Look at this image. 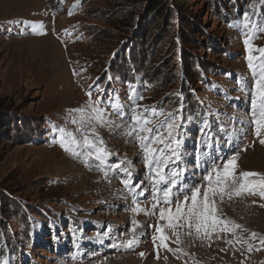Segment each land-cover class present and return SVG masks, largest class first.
Wrapping results in <instances>:
<instances>
[{"label":"rangeland","instance_id":"obj_1","mask_svg":"<svg viewBox=\"0 0 264 264\" xmlns=\"http://www.w3.org/2000/svg\"><path fill=\"white\" fill-rule=\"evenodd\" d=\"M151 1L0 0V96L7 98L0 114V264H264L258 194L216 197L219 218L241 226L235 236L219 231L197 239L194 229L169 234L164 226L161 246L156 226L166 225L159 210L168 207L169 185L154 187L136 135H127L140 114L164 137L161 122L178 125L180 143L172 148L180 158L164 169L180 173L173 209L191 189L203 191L204 177L233 155L237 174L264 175L244 43L264 49V0H161L157 13ZM34 25L42 27L34 32ZM251 55L259 71L264 55ZM90 105L110 121L89 125L110 153L105 164L58 142L61 128L82 140L73 110L90 115ZM168 144L152 147L171 155ZM137 206L143 211H133ZM149 250L150 257L138 258Z\"/></svg>","mask_w":264,"mask_h":264},{"label":"snow or ice","instance_id":"obj_2","mask_svg":"<svg viewBox=\"0 0 264 264\" xmlns=\"http://www.w3.org/2000/svg\"><path fill=\"white\" fill-rule=\"evenodd\" d=\"M71 14V10H70ZM247 17V14H245ZM40 25H34L33 31H37ZM244 43L249 45L247 57L249 61V68L252 71L253 77L255 79V88L252 93V116L253 123L255 125V136L259 138L261 145H264V64L259 65V71H257V65L253 63L257 58L251 55L252 51H259L264 55V49H252L249 40H245ZM258 77V78H257ZM90 95V93H89ZM99 104V101L96 102ZM113 109H119L120 105L118 103H112ZM92 107V114L85 115L84 109H75L73 111L78 112L80 115L72 120V123L78 125L76 132L80 133L82 140H78L76 135L72 132H66L64 129H59L61 138L59 139L60 146L64 148L65 151L70 152L74 156H85L86 158L95 159L99 161L100 164H105L110 153L102 145L104 141L99 138L98 134L95 132L94 128H90L89 125L93 120L96 123L101 124V126L110 123L104 118L103 110ZM147 111V110H146ZM155 114V113H154ZM133 127L127 132V135H136V139L139 141L140 147L144 152L145 163L149 167V172L154 181V187L160 183L167 182V186L163 190V201L166 208H160L159 218L166 222V225H157L156 232L159 234V240L161 246L167 247L165 241L167 237L163 234V227L167 226L175 230L178 227L186 226L188 229H194L197 239H211L214 232H231L235 236V229L240 228L238 224H234L231 221H226L217 215L219 209L217 208L216 197L219 196L222 201L224 196L227 195L229 199L233 195L240 196L244 193L250 195H259L264 199V175L256 172L241 171L237 174L236 169L238 167V155H233L226 161H223L222 169L220 167H214L205 177L207 184L203 187L201 191L200 187L191 189V196H184L183 201H178L175 204V208L171 207L173 192L172 189L176 187L177 180L180 173L171 172L165 175V167L174 162L173 158L178 160L180 158L179 153L176 149L172 148V144L179 146L180 141L173 136L174 130L178 127L174 122L163 121L161 124H167V137H164L163 133H159V129H153L146 127L148 124L152 123L151 120L145 119L142 114L133 116ZM156 133L154 135H143L140 133ZM92 137H95L93 139ZM166 139L171 140V144L167 147L171 152V155H166L163 149L152 147L153 144H164ZM84 148V152L76 151L77 148ZM91 149V151H87ZM158 154V155H157ZM87 162V159L85 160ZM155 165V167H153ZM119 168L120 165L114 166ZM130 176L131 173H128ZM169 176L172 177L169 179ZM123 183L127 186L130 181L124 180ZM190 201V202H189ZM159 204V198H157V203L153 205L155 209ZM264 207V205H261ZM133 211H143L137 206ZM146 214H154L147 213ZM182 222V223H181ZM133 232L135 227L138 226L136 221H133ZM191 231L188 235H191ZM177 235V243H179V235ZM252 239L257 237L256 233L250 234ZM154 241L157 237L153 238ZM236 242H240V238L236 237ZM135 236L126 242V246L131 247L136 243ZM226 243L233 244L232 240H227ZM244 243H247L244 241ZM260 243L264 245V238L260 239ZM249 251L252 250V245H248ZM171 250V249H169ZM143 255V254H141Z\"/></svg>","mask_w":264,"mask_h":264},{"label":"trees","instance_id":"obj_3","mask_svg":"<svg viewBox=\"0 0 264 264\" xmlns=\"http://www.w3.org/2000/svg\"><path fill=\"white\" fill-rule=\"evenodd\" d=\"M160 3H161V0H152L151 2H149V5L151 6V11L155 10L156 13L159 12ZM167 8L168 7L166 6L164 8V11H161L158 18H164L165 11L167 10ZM6 102H7V98L0 96V114L4 110V108L6 107Z\"/></svg>","mask_w":264,"mask_h":264},{"label":"bare ground","instance_id":"obj_4","mask_svg":"<svg viewBox=\"0 0 264 264\" xmlns=\"http://www.w3.org/2000/svg\"><path fill=\"white\" fill-rule=\"evenodd\" d=\"M11 1V0H10ZM147 213H150V211L149 212H147ZM148 218V217H147ZM172 228H170L169 229V234H171L172 233ZM190 230V229H189ZM191 231V230H190ZM136 232L138 233V234H140V233H142V232H144V229H143V227L141 228V226H140V228L138 227V228H136ZM159 235V234H158ZM157 235V236H158ZM256 239V238H255ZM251 240H253L252 238H251ZM258 241V240H257ZM160 244V243H159ZM158 251V250H157ZM156 251V252H157ZM152 250H149L147 253H145V254H143V255H138V258H140L142 261H144L146 258H148V257H150L151 255H152ZM155 252V253H156ZM170 252V251H169ZM222 252V251H221ZM166 253V252H165ZM158 254H160V253H158ZM180 259V258H179ZM179 261V260H178ZM172 261H171V259L169 260L168 259V262L167 263H165V264H170ZM173 264H174V262H172ZM141 264H145V263H141ZM180 264V263H179Z\"/></svg>","mask_w":264,"mask_h":264}]
</instances>
